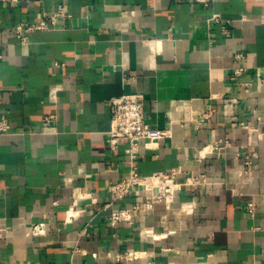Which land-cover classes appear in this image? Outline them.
Segmentation results:
<instances>
[{"label":"crops","instance_id":"1","mask_svg":"<svg viewBox=\"0 0 264 264\" xmlns=\"http://www.w3.org/2000/svg\"><path fill=\"white\" fill-rule=\"evenodd\" d=\"M63 4L70 18L57 28L13 35ZM220 14L230 37L208 20ZM248 71L231 76L234 56ZM0 264H117L107 254L141 251L151 264H264V0H0ZM59 64V65H56ZM140 93L152 127L171 137L142 146L143 176L178 172L209 185L176 194L134 223L109 224L112 212L144 201L145 193L114 199L111 182L130 171L129 146L107 143L111 99ZM214 109L201 128L194 111ZM55 119L45 124V117ZM247 126L258 129L251 131ZM230 140L223 152H200ZM253 157V179L245 156ZM85 212L65 224L78 193ZM257 203L256 215L245 210ZM190 206L188 213L183 207ZM182 208V210H181ZM49 220L44 237H27ZM152 229L157 237L142 240ZM85 231V233H84ZM97 255L95 257L94 255ZM118 264H148L147 260Z\"/></svg>","mask_w":264,"mask_h":264},{"label":"built area","instance_id":"2","mask_svg":"<svg viewBox=\"0 0 264 264\" xmlns=\"http://www.w3.org/2000/svg\"><path fill=\"white\" fill-rule=\"evenodd\" d=\"M2 1H17V0H2ZM196 3L209 7L213 0H194ZM66 7L63 4H58L56 10L51 15H44L37 21L32 23H18L13 27L12 33L14 36L22 39L26 42L24 34H28L33 31L48 30L50 28H57L59 26L60 19L70 18ZM210 23L219 25L222 30V34L229 38L231 35L228 24V20L223 19L220 14H213L209 20ZM1 58V55H0ZM238 62V66L233 67L231 70V76L233 78L242 77L248 68L244 65L245 55L243 53H237L234 56ZM59 65V64H56ZM111 126L107 132V143L111 149H116L122 140H127L129 146L126 149V153L130 157V171L125 179L120 181L111 182L109 185V192L113 195L114 199L121 200L133 193H145L144 201L135 203L132 207L123 210H117L111 213L108 218L109 224L115 226L118 223L132 224L138 214H145L152 210L156 204L164 203L168 209L172 208L175 202L177 192L187 188H204L209 185L205 177H195L193 175L187 177L185 181H178V172L172 173H158L152 176H143L138 172L135 165L138 153L141 151L142 146H149L153 143H158L164 138L171 137V131L162 130L152 127L147 122L144 112V99L140 93H133L122 95L111 99ZM215 113L214 109L208 111H202L197 113L193 112L191 121L195 123L196 127H203ZM55 116L49 115L45 117L44 123L50 124L54 121ZM247 129L251 131H258V129L251 126H247ZM11 125L5 118L0 119V134L10 132ZM264 134H259V138H263ZM231 147L230 140H219L207 147L201 152L200 156L204 157L206 153H218L223 154L225 150ZM253 157L254 155L245 156V165L250 173V182L253 179ZM89 200L91 205L97 204V198L92 195L91 191H80L76 195L73 203L68 207L65 214V224L72 223L73 220L80 217L85 212V207H80V201ZM182 210V208H181ZM190 206L183 207L182 213H188ZM245 210L254 217L256 215L257 203L249 201L245 204ZM53 229L52 223L46 218L33 225L27 232L26 236L31 237H44L48 235ZM85 233V231H84ZM13 234V229L9 226L0 225V240L10 237ZM140 237L143 240L151 238L156 240L157 237L152 229H143L140 232ZM97 257V255H94ZM108 259L115 263L122 261H140L147 260L148 264L151 261L148 259L147 252L141 251H127L124 253L107 254Z\"/></svg>","mask_w":264,"mask_h":264}]
</instances>
